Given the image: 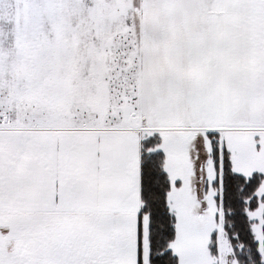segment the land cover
I'll list each match as a JSON object with an SVG mask.
<instances>
[{
  "label": "snow or ice",
  "instance_id": "6c2138e0",
  "mask_svg": "<svg viewBox=\"0 0 264 264\" xmlns=\"http://www.w3.org/2000/svg\"><path fill=\"white\" fill-rule=\"evenodd\" d=\"M0 264H264V0H0Z\"/></svg>",
  "mask_w": 264,
  "mask_h": 264
}]
</instances>
